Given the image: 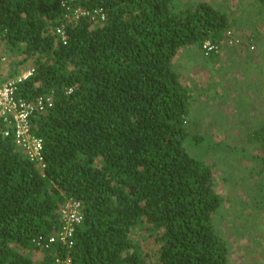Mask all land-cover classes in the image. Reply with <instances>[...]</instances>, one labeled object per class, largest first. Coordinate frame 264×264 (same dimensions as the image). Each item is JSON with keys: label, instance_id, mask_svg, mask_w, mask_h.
<instances>
[{"label": "trees", "instance_id": "16d2710c", "mask_svg": "<svg viewBox=\"0 0 264 264\" xmlns=\"http://www.w3.org/2000/svg\"><path fill=\"white\" fill-rule=\"evenodd\" d=\"M235 23L205 0H0V48L32 64L16 96L52 97L31 121L43 166L0 122V264H229L217 225L226 199L188 147L217 144L190 137L194 91L174 61L180 48L220 44ZM247 138L264 146V121ZM70 201L84 214L73 245L34 261V238L62 228ZM144 232L159 245L155 262Z\"/></svg>", "mask_w": 264, "mask_h": 264}, {"label": "rangeland", "instance_id": "374dc122", "mask_svg": "<svg viewBox=\"0 0 264 264\" xmlns=\"http://www.w3.org/2000/svg\"><path fill=\"white\" fill-rule=\"evenodd\" d=\"M187 1L190 0H180V2ZM205 1H209L215 6L222 8L230 17L232 15L234 17L232 20H235L237 24L240 23V27L248 30L246 32L249 34L264 31V9L253 5L249 0L246 1L245 5V0ZM234 26L232 28L238 31L239 28ZM2 48H4L3 44L0 48V84H5L11 80H18L22 78L24 73L32 69L31 61L25 60L23 62V55L19 51H16V53L8 51L4 53ZM198 64L202 69L205 68V65L199 59ZM11 75H13V78H9ZM214 81L216 82L210 83L215 85L214 88L222 83L221 79H214ZM262 84L263 87L264 81H262ZM213 85H210L207 90L205 89L208 92L206 94L205 92H199V95L197 92L196 94H192L191 122L187 124V127L190 137L193 138L196 135L203 136L204 138L209 137L217 146L208 148L207 143L198 144L190 142L191 144L188 147L192 154L203 155L212 165L217 182V190L227 200L224 202L223 208L217 218V225L219 232L229 238L232 243L229 264H246L244 257L241 256L242 253L238 255L237 252L238 247H240L239 238H242L240 230L246 228L250 232L255 231L252 232L254 234L262 235L264 233V146L248 140V133H251L254 130L253 128H240L239 136L231 140L226 139L227 133L224 132L227 130V126L225 127L222 122L224 115L230 116L231 112L228 114L229 110L224 111V106L231 105L230 103L222 105L220 96L221 87L217 92V97L210 96V94H215L212 91ZM207 95L209 97H206ZM235 100L232 97L231 102ZM254 115L257 120L256 124H261L264 121L263 112ZM234 135H236L235 132ZM221 142L228 143L230 148L223 149L219 144ZM259 219L261 220L258 225L255 224ZM137 239L143 251L148 254L149 260L155 262L158 259L159 249V245L155 243L156 241L153 238H149L145 232ZM242 242L244 243V241ZM253 243L254 246L251 245L249 248H244L242 243H240V249H245L243 253L246 258L254 255L256 256L255 260H257L256 264H261L264 262V247L256 245V242ZM30 255L38 261H43L45 256L38 251H34Z\"/></svg>", "mask_w": 264, "mask_h": 264}, {"label": "crops", "instance_id": "0c3cea01", "mask_svg": "<svg viewBox=\"0 0 264 264\" xmlns=\"http://www.w3.org/2000/svg\"><path fill=\"white\" fill-rule=\"evenodd\" d=\"M246 1L248 0H245L244 5ZM249 2L252 3V0H249ZM232 18L234 17L231 15V20ZM239 24L236 23L234 26L239 28V32H236L246 38L249 43L253 44L255 50L251 51L249 48L245 50L224 45L219 54L205 57L201 48L187 46L178 50L174 61L175 67L180 74V79L193 88L194 94L196 92L198 95L199 92L208 93L205 89L207 90L210 85H213L210 83H215L214 79H221V85L215 88V85L212 86V91L215 94H210V96L217 97V92L221 87L220 96L222 105H226L225 103H230L231 105L224 106V111L229 110L228 114L231 112V115H224L222 122L225 127L227 126L225 133H227L226 139L229 140L239 136L240 130L244 127L245 129H254L257 122L254 114L261 112L264 114V86L262 87V81H264V31L249 34L246 32L248 30L243 29ZM243 26L247 28L245 25ZM198 59L202 61L205 68L202 69L199 66ZM206 97L209 96L207 95ZM232 97L236 99L234 102H231ZM236 130L238 131L236 132ZM233 131L236 135H234ZM260 220L255 224L258 225ZM252 232L255 231L250 232L246 228L240 230L242 238H239L240 247H238L237 252L238 255L242 253L241 256L244 257L246 264H256V256L250 255L246 258L243 253L245 249H240V243H242L244 248H249L251 245L254 246L253 242H256L258 246L264 247V233L261 235ZM33 259L34 261L36 260V258ZM261 264H264V262Z\"/></svg>", "mask_w": 264, "mask_h": 264}, {"label": "built area", "instance_id": "2783aa9c", "mask_svg": "<svg viewBox=\"0 0 264 264\" xmlns=\"http://www.w3.org/2000/svg\"><path fill=\"white\" fill-rule=\"evenodd\" d=\"M81 10H75L78 16ZM104 20L102 15L101 20ZM58 34H63L62 29L57 30ZM232 46L242 49L249 48L251 51L255 50V46L238 34L233 28L226 32V36L220 44L205 41L201 47L204 56L210 57L214 54H219L222 46ZM32 69L28 70L22 75L23 78L32 74ZM52 105V97H40L34 102H28L19 99L16 96V81L11 80L5 84H0V122L4 123L5 127H13L15 134V143L18 148L24 152L26 157L32 163L43 166L44 144L42 138L34 135L31 129V121L36 115L45 111V109ZM9 131L4 132L7 136ZM62 228L50 235H39L34 238L33 243L37 247L38 252L46 254L55 246H62L70 248L73 245V236L77 224H81L84 214L81 209L80 202L70 201L60 212ZM68 261V260H67ZM66 262L56 258L55 264H64Z\"/></svg>", "mask_w": 264, "mask_h": 264}, {"label": "clouds", "instance_id": "9594fccd", "mask_svg": "<svg viewBox=\"0 0 264 264\" xmlns=\"http://www.w3.org/2000/svg\"><path fill=\"white\" fill-rule=\"evenodd\" d=\"M78 10H81V9H78ZM206 57V56H205ZM211 57V56H210ZM21 79H24L23 77L22 78H20V79H18V80H15L16 82H18L19 80H21Z\"/></svg>", "mask_w": 264, "mask_h": 264}]
</instances>
